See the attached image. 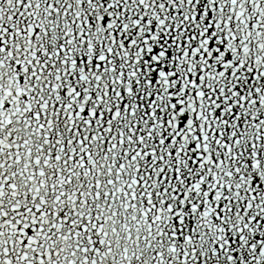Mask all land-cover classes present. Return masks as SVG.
I'll use <instances>...</instances> for the list:
<instances>
[{
	"label": "snow or ice",
	"instance_id": "1",
	"mask_svg": "<svg viewBox=\"0 0 264 264\" xmlns=\"http://www.w3.org/2000/svg\"><path fill=\"white\" fill-rule=\"evenodd\" d=\"M0 264H264V0H0Z\"/></svg>",
	"mask_w": 264,
	"mask_h": 264
}]
</instances>
